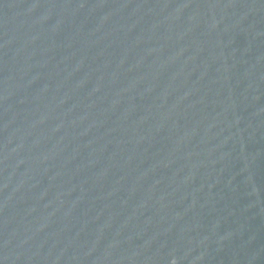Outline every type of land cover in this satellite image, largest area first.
<instances>
[{"label":"water","instance_id":"obj_1","mask_svg":"<svg viewBox=\"0 0 264 264\" xmlns=\"http://www.w3.org/2000/svg\"><path fill=\"white\" fill-rule=\"evenodd\" d=\"M264 0H0V264H262Z\"/></svg>","mask_w":264,"mask_h":264}]
</instances>
